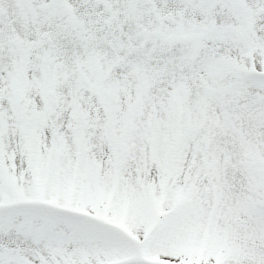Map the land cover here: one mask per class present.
Segmentation results:
<instances>
[{"label": "snow or ice", "instance_id": "snow-or-ice-1", "mask_svg": "<svg viewBox=\"0 0 264 264\" xmlns=\"http://www.w3.org/2000/svg\"><path fill=\"white\" fill-rule=\"evenodd\" d=\"M0 264H264V0H0Z\"/></svg>", "mask_w": 264, "mask_h": 264}]
</instances>
